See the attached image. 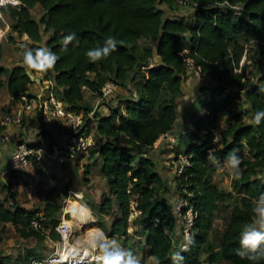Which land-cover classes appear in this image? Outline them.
<instances>
[{"label": "trees", "instance_id": "16d2710c", "mask_svg": "<svg viewBox=\"0 0 264 264\" xmlns=\"http://www.w3.org/2000/svg\"><path fill=\"white\" fill-rule=\"evenodd\" d=\"M188 4L195 10L190 20L164 19V7L177 10V0H21L19 7L7 5L0 7V12L9 16L12 30L28 41L31 50L43 46L45 36H49L46 47L58 59L52 70L40 75L41 81L55 84L62 92L59 99L84 114L89 125L93 107L86 103L84 89L101 98L108 82L125 88L134 75H141V83L130 98L111 106L109 115L96 117L90 159L102 160L109 191L103 194L101 203L90 206L100 218L115 216L110 237L129 238L130 227H138L136 235L146 237V256L158 264H173L177 224L165 198L164 179L155 162L144 154L177 123L178 99L188 77L183 50L189 47L196 65L215 81V87L205 103L207 114L193 121L196 141L183 152L189 165L177 177L179 196L189 199L198 213L189 249L180 252V264H203V253L208 264H264V260L254 262L237 255L240 230L252 221L254 200L264 194V119L259 125L254 122L255 113L264 110V86L251 84L247 77L249 61L264 63V0H188ZM239 5L242 15L233 8ZM37 7L43 11L39 18L33 15ZM161 31L159 54L167 66L154 69L153 47ZM72 32L76 39L63 49L62 37ZM109 37L117 41L116 50L105 59L89 61L87 51L103 47ZM149 42L153 45L148 46ZM8 43L17 45L16 38L11 37ZM253 47L255 54L251 52ZM28 49L18 46L22 55ZM4 53L5 46L0 42V61ZM244 56L247 61L241 73L237 69ZM1 75L6 76L14 104L36 98L28 94L34 81L22 64L10 69L0 67ZM235 102L236 106L248 104L252 122L235 116ZM224 115L234 116L221 130ZM217 132L221 145L213 139ZM210 152L214 162L209 159ZM230 154L242 160L233 191L220 188L213 180ZM85 174H89L88 168ZM6 187L0 182V247L6 240L8 224L24 240L35 239L40 244L48 238L61 239L56 231L62 211L58 204L51 200L44 211H30L22 208ZM60 192L56 188L52 196ZM133 200L139 215L130 223ZM223 211L228 213V223L219 230L215 224ZM36 220L42 228L33 225ZM22 258L24 264H30L44 256L35 248H26ZM5 259L0 252V264H5Z\"/></svg>", "mask_w": 264, "mask_h": 264}, {"label": "rangeland", "instance_id": "374dc122", "mask_svg": "<svg viewBox=\"0 0 264 264\" xmlns=\"http://www.w3.org/2000/svg\"><path fill=\"white\" fill-rule=\"evenodd\" d=\"M179 12L181 14H185V18H189L190 14H192V13L194 14L195 10L190 5L189 6H182L181 5ZM42 13H43V11H42L41 7H37L36 9L33 10V15L35 18H39L42 15ZM12 26H13V22L11 21L9 16L7 14L0 12V42H2L5 46V53H4L3 59L0 61V67H7L9 69L14 67V66L20 65L19 63L23 59V55L18 50V46L23 45V46H27L28 48L32 49V46L29 45V43L26 39L19 38L18 34L12 30ZM11 37L16 38L17 45L8 43V41L10 40ZM48 37L49 36H45V38H44V43H43L44 47H46ZM146 44L148 46H151L150 44L153 45V42H149ZM252 50H253V51H251L252 54H255L256 47H253ZM141 74H143L142 71H141ZM140 76L141 75H139V73H137L136 75H134L132 81L130 80L129 82H127L125 84V89H127V91L124 90L123 88L119 87L116 90V94L112 98L102 100V101H105V100L109 101V103L103 104L100 101V99H98L94 103H91L90 101H88V94H86L85 101L89 106L93 107L92 112H94V110H96L98 112L100 107L102 108L103 105H105L106 108H108V111L110 113V108L113 104L112 100L115 99L114 104L116 107L118 105L117 100L121 97L122 94L123 95L133 94V92L135 90V86H137L141 83V77ZM1 77H3V75H1L0 78ZM247 77L250 79L251 84H257V85L260 84V85L264 86V63L259 64L258 62L254 63V60H251V62L249 61ZM41 78L42 77H40V76L38 78H33L34 83L29 86L30 95L37 96L41 92L49 89V88L46 89V86H50L48 82L41 81L40 82L41 84H39V85H41V88L36 83L37 79L41 80ZM185 82L189 83L190 88L192 90H194V93L191 96V98H193V100H194L193 106H191L192 107L191 108L192 109V111H191L192 115L191 116L195 117L196 114L198 115L201 113L202 108H204V106H205V102L210 99V96L212 94V90L215 87V81H213L209 75H207V76L204 75V77L200 78L197 76L193 77V75L191 76L188 74V77L186 78ZM51 93L52 94H50L49 96L53 95L56 98H60V93L58 91H56L55 89H54V91H51ZM1 98H3L2 95H0V99ZM184 101L187 103V100L184 99L182 102L184 103ZM181 104L182 103L180 102L179 105H181ZM234 104L235 105L232 106V109L235 112V116L236 115L241 116V118L247 123L253 121L252 115L248 111L249 106L247 103H242V105H237V106H236V102ZM16 108H17L16 105L10 106V107H8V105H6V104L0 105V127H3L1 123H2L3 119L8 115V113L10 111L16 110ZM182 108H183V105H182ZM99 114L100 113H96L92 118L88 117L90 120L89 123H91V125L87 124L88 130L91 133V135H93V137H95V138H96V134H95L96 133V130H95L96 127L93 128L92 123L94 121H96V117H98ZM82 116L84 117V114ZM233 116L234 115H232V117L229 115H224L220 120V124H219L220 129L226 127L228 125V123L232 120ZM27 120H26V127H27L28 132L24 138V141L33 142L34 139L33 140L28 139L30 136L33 135V133L39 134L40 136L43 135V136H45V141L43 143H40V145L43 147H46V149L48 151H49V149L53 148L52 147L53 145H61L62 141L60 140V138L62 139L63 137H65V136L69 135V133H71V130L67 129L66 125H64L63 128H61L62 130L58 131L59 136L56 137L54 135V133L51 132V130H52L51 128L46 129L47 127H46V121L45 120H44V122L41 121L42 124L39 127L38 131L35 130V132H33V131H30V128L33 125L32 121L30 124L29 121H27ZM61 126H62V124H61ZM64 128H66V129L63 130ZM220 143H221V140H219V142H217L216 144L221 145ZM170 150H173L176 155L177 154L183 155V152L177 150V148L175 146L170 148ZM90 154L91 153L83 154L82 159H84V160H82V159H81L82 161L79 160L78 164L75 162L73 165L71 164L68 172L65 174V176L62 178L61 181H59L57 178L56 179L54 178L57 181L55 183L53 182V184H54L53 188L56 187V188L61 190L60 193L55 194L52 198L53 202L55 204H58L62 209L59 224L64 220V218H66V219L70 218V215H68L66 213V210H67L68 205H70L71 203L77 205L78 207H81L85 211L87 210L91 216V219H92L91 223H89L87 226H85L79 230H76V229L73 230V227L70 226L69 228H71V234L73 235V237L71 238L70 242L68 241V239H66V242L71 244L73 247H78L79 246L78 244L80 243L79 238H81V237L85 238L89 233L88 228L89 227L92 228V227L96 226L97 228H100L103 232V235H104L103 243H111L112 241H115L123 249L130 250L133 253V255L138 259L139 264H158L154 259L147 257L144 254L145 249H143V248H144L145 244L141 242L142 238H139L142 236L136 235V231L130 233L132 230V226L129 229V234H130L129 238L117 237V236L110 237L108 235L107 229L105 228V224H106V226H108V224H110V222H111V218H107L105 221L104 217L100 218V217L96 216L94 214V212L92 211L90 203H96V202L99 203V200L102 199L103 194L108 192L107 191L108 182L105 179V177H102L100 171L97 170L98 166L96 167V165H95V164H97V161H99V159H96V158L90 159ZM173 158L168 160L170 165H167V166H170V167L176 166V164L173 165V163H172ZM91 162H94V164H92ZM67 163L64 166H68ZM55 166H58V165H55ZM46 167H49V166H46ZM177 167H178V165H177ZM87 168L89 170V174L92 175V177L88 180V182L84 179L85 176L87 175V174H85V171ZM240 172H241V167H240ZM18 173H20V172H18ZM21 173H23V172H21ZM235 178L236 177H234L233 175H231L229 173V170L226 167V163H223L220 167V170L217 171L215 174H213L214 182L217 183L220 186V188L227 190V191H233V180ZM67 185H70V188L74 191V193H72V192L68 193V189L66 191H65V189H62ZM71 186H73V187H71ZM169 194L174 195V193H172V192H169ZM175 196H173V198ZM100 197H101V199H100ZM176 199L178 200L179 198H176ZM176 199H175L174 203L172 204L173 215L176 218L175 221H176L177 230H178L177 234H175L173 236L174 240H175L174 253L181 252V247H179V245H180V241L182 239L181 233H180L181 223H180V220L175 215V207H176V202H177ZM111 216L115 217L114 215H111ZM132 220L133 219L129 218L130 223H132L134 221V220L133 221ZM227 223H228V213L223 211L220 214L219 218L217 219L215 226L217 229L222 230L227 225ZM101 226H103L104 228H101ZM49 232H50L49 230L46 231L47 234H49ZM7 239L8 240H6V243L0 247V250L2 252L8 251V255H11L12 258L15 260H17L16 257L19 254L25 252L26 248H35L39 253H41L44 256V258H50L53 256V254L57 253L58 251L61 252V249L64 247L62 239H60L59 241H54V240L51 241V240L47 239V241H44V242L39 244L34 239L23 241L15 233L12 234V232H8ZM89 249L92 250V248H89ZM96 250H97V253L100 254V249L98 248ZM17 264H20V263H17ZM204 264H208L206 260L204 261Z\"/></svg>", "mask_w": 264, "mask_h": 264}, {"label": "crops", "instance_id": "0c3cea01", "mask_svg": "<svg viewBox=\"0 0 264 264\" xmlns=\"http://www.w3.org/2000/svg\"><path fill=\"white\" fill-rule=\"evenodd\" d=\"M180 6H181V4H179L177 10H170L168 7H164V9H168L171 12L170 17H173V18L185 17V14H181L179 12ZM192 15H194V14L193 13L190 14V17ZM189 18H187V19L190 20ZM19 64H22V61ZM40 77H42V76H40ZM40 82H41V80L37 79L36 83L38 85L41 84ZM44 82H48V81H44ZM48 83L50 86H46V89H48V88L49 89L38 94L35 99H39V101L47 100L49 95L52 94L51 91H54V89L56 91H58L60 94L62 93L61 90L58 87H56V85H54L51 82H48ZM39 87L41 88V85H39ZM118 88H119V86H118ZM123 89L127 91V89H125V88H123ZM84 90H85V97H86V94H88V101H90L91 103L96 102L98 99H100V101L103 104L109 103V101H106V100L102 101V100H104L102 97L101 98L93 97L87 89H84ZM193 93H194V90H192L190 88V84L184 82L183 87H182V95L178 99L179 115H178V120H177V123H176L174 129L169 134L162 137V139L157 144H155V146L153 148L147 150L146 154H144V157H149L150 159H152L155 162L156 167L158 169V172L163 177L164 183H165V188L167 190L165 193V198L171 204V206L174 203L175 199L179 197L178 188H177V177H178V175H177L176 170H177V165L180 164L179 158L181 156H185V155L184 154L183 155L182 154L176 155L173 150H170V148L175 146L177 148V150L184 152V151H186L187 147L192 142L196 141L193 138L194 134L196 133V129H195L193 121L195 120L196 117L199 118L200 114H198V115L196 114L195 117L191 116L192 115V113H191L192 107L191 106H193V102H194L193 98H191ZM28 94H30L29 89H28ZM0 95L3 96V98L0 99V105L6 104V105H8V107L15 106V105L18 106V104H14V102L12 101V97L9 94L7 79H6L5 75H3V77L0 78ZM129 96L130 95H123L122 94L121 95L122 98L120 97L117 100V104H119L120 100L123 98H124V100H127L128 98H130ZM183 98L185 100H187V103L185 101H184V103L182 102L184 100ZM114 100H112L113 101L112 106H115ZM207 101H209V100H207ZM180 102L182 103L181 105H179ZM182 105H183V108H182ZM95 111L96 110H94V115L96 113H100V114H102V116L109 115L108 108H106L105 105H103L102 108L100 107L98 112L97 111L95 112ZM27 119H28L27 121H29L30 124L32 121L33 125L30 128V131H33V132H35V130L38 131L39 127L42 124L41 121L44 122V120L40 116L39 112L35 111V110H30ZM61 124H62V126H61ZM92 124H93V128L96 127L97 121H94ZM64 125H65L64 122H61V121H57V123H55V124L46 122V127H47L46 129L51 128L52 129L51 132H53L54 135L56 137H58L59 136L58 131L62 130L61 128H63ZM65 129L66 128H64L63 130H65ZM222 129L223 128H221V130ZM27 132H28V130L26 132H22L16 128L5 129L3 127H0V182L3 185H6L7 190H9L10 192H12L14 194L16 200L19 202V205L22 208H25V209L30 210V211H33L36 209H40V210L44 211L46 204L49 201L53 200L52 198L54 195L52 196V192H53V190L56 189V187L53 188L54 187L53 182L55 183L57 181L55 179L57 178L59 181H61L62 178L65 176V174L68 172L71 164L73 165L74 162L78 164L79 160L80 161L84 160V159H82L84 153H79V154H77V156L74 159L69 160L67 163L68 166H55L52 163H51V167L50 166L46 167V166H48L47 164L45 166L44 165L43 166H30L23 173H21V172L15 173V174L12 173V175H10L8 177L3 176V171L8 168L9 157L11 155V152L13 151L14 147L16 146V144L20 140H24L25 136L27 135ZM28 139H30V140L34 139L33 142H31V143L40 144V143H43L45 141V136H43V135L40 136L39 134L33 133V135L30 136ZM60 140L62 141L61 145L67 144L68 135L63 137L62 139L60 138ZM54 146L55 145H53L52 147H54ZM140 158H141V156L139 157V159ZM172 158H173L172 163H173V165L176 164V166H174V167L173 166L172 167L167 166V165H170L168 160L172 159ZM91 163L94 164V162H91ZM95 165H96V167L98 166L97 170H99L102 177H104L103 172H102V166H103L102 160L99 159V161H97V164H95ZM91 177H92L91 174H87L84 179L89 180ZM71 187H73V186H71ZM62 189H65V191L68 189V193H70V192L74 193V191L70 188V185H67ZM7 190L4 191V195H6ZM107 191H109V187H107ZM169 192L174 193V195H170ZM173 196H175V197L173 198ZM100 199H101V197H100ZM101 201H102V199L99 200V203H101ZM114 204H115V206H117L116 203H114ZM104 218H105L104 219L105 221L107 218H111L110 224H108V226H106V224H105V228L107 229V232L110 233L115 217L105 216ZM8 228H9L8 232H12V234L15 233L21 240L27 241V240L22 239L16 233L13 225L8 224ZM137 229H138V227L132 226V230L130 233L137 231ZM177 232H178V230H177ZM177 232L175 234H177ZM7 237H8V233L6 235V240H8ZM139 238H142V241H141L142 243L145 242V238H146L145 236H142ZM48 239L53 241L50 238H48ZM6 240H5L4 244L6 243ZM30 240H32V239H30ZM63 243H65V242H63ZM143 249H145V246ZM0 252H1L2 256L4 258H6L5 264H17V263L24 264L23 258H22L24 252L19 254L16 257L17 260L13 259L11 255H8V251L2 252L0 250ZM144 254H145V250H144ZM201 258H202V261L204 264V261L206 259V256L204 253L202 254Z\"/></svg>", "mask_w": 264, "mask_h": 264}, {"label": "built area", "instance_id": "2783aa9c", "mask_svg": "<svg viewBox=\"0 0 264 264\" xmlns=\"http://www.w3.org/2000/svg\"><path fill=\"white\" fill-rule=\"evenodd\" d=\"M178 4L189 6L188 0H177ZM236 10V14L242 15L243 7L241 5L233 7ZM183 57L186 63L188 74L193 77H204L201 67L196 65L195 59L192 56V51L189 47L183 50ZM247 61L246 56L240 62V66L237 69L242 73V69ZM207 76V75H205ZM118 86L114 83L108 82L102 89L103 99L112 98L116 94ZM25 100H27L25 98ZM30 110L38 111L40 116L48 123L55 124L57 121H62L66 125L67 129L71 130L68 135V141L65 145H55L49 151L43 146H30L29 144H36L20 140L14 147L9 157L8 168L3 171V176L8 177L12 173L25 172L30 166H51L53 165L64 166L69 160L74 159L77 154L84 153L89 154L92 148L95 146V139L88 130L87 122L81 113L71 110L65 102L53 95L49 96L47 100L39 101V99H32L25 103L18 104L16 110L10 111L8 115L3 119L2 126L5 129L16 128L19 131L26 132V120ZM207 114L206 107L202 108L200 116ZM94 116V112L89 114V118ZM216 142L221 139L220 132L216 133ZM180 164L177 167V175L180 176L186 165H189V158L187 156H181L179 158ZM176 202L175 215L181 223V241L179 247L187 244L189 249V241L185 237L190 238L191 231L195 224V219L198 213L195 211L191 201L184 197H178ZM132 214L131 219H135L139 215L137 210L136 201H132ZM65 217V216H64ZM175 218V216H174ZM176 219V218H175ZM132 220V221H133ZM36 228H42V224L39 220L33 222ZM62 222L56 228V231L60 234L62 242L66 241V230H63ZM61 229L63 231H61ZM73 235L68 233V241L70 242ZM91 255L87 256L83 251L81 254H69L65 256L59 251L53 254L50 258H44L39 260H33L30 264H98L97 250H89Z\"/></svg>", "mask_w": 264, "mask_h": 264}, {"label": "clouds", "instance_id": "9594fccd", "mask_svg": "<svg viewBox=\"0 0 264 264\" xmlns=\"http://www.w3.org/2000/svg\"><path fill=\"white\" fill-rule=\"evenodd\" d=\"M11 5L12 7H19L21 0H0V7ZM76 39L74 32L62 37L61 46L67 49L68 45ZM117 48V41L114 38H107L103 47H97L87 51L86 56L89 61L95 63L107 58ZM57 55L47 47L41 46L35 50H25L23 53L22 66L25 73L30 78H38L42 73H47L55 67L57 62ZM264 91V89H262ZM264 119V110H259L255 113L254 122L259 125ZM214 142L217 138L214 136ZM209 159L214 162V158L209 153ZM241 158L236 154H230L226 160V167L229 173L236 178L240 177ZM253 219L250 223H246L239 233V245L237 255L242 259L247 258L250 261L264 260V194L260 195L258 199L254 200V207L252 208ZM190 241V238L185 237ZM100 254L97 257L98 264H139L138 259L130 250L123 249L115 241L111 243L98 244ZM188 246L185 244L181 251H187ZM173 264H180L183 256L180 252H176L171 257Z\"/></svg>", "mask_w": 264, "mask_h": 264}, {"label": "bare ground", "instance_id": "6f19581e", "mask_svg": "<svg viewBox=\"0 0 264 264\" xmlns=\"http://www.w3.org/2000/svg\"><path fill=\"white\" fill-rule=\"evenodd\" d=\"M66 213L70 215V218H64L61 227L67 232L65 235L66 239H68V233L71 232V228H69L70 226L73 227V230H79L92 222L91 216L88 211L83 210L81 207H78L75 204L71 203L70 205H68ZM88 229V235L85 238H79L80 243L78 244V247H73L71 244L65 241V243H63L65 247L61 249L60 253H63L65 256H67L69 254H81L83 251H86L85 253L87 254V256L91 255L89 248H92L93 250L98 249L99 247H97V245L103 243L104 235L102 230L100 228H97L96 226L92 228L89 227ZM63 230L61 229V231Z\"/></svg>", "mask_w": 264, "mask_h": 264}, {"label": "water", "instance_id": "95a60500", "mask_svg": "<svg viewBox=\"0 0 264 264\" xmlns=\"http://www.w3.org/2000/svg\"><path fill=\"white\" fill-rule=\"evenodd\" d=\"M170 16H171V12L168 9H165L164 19L166 20V19L170 18ZM162 34H163V31H161V35L153 47L152 58H153L154 64H153L152 68H154V69L167 66L164 58L159 54Z\"/></svg>", "mask_w": 264, "mask_h": 264}]
</instances>
